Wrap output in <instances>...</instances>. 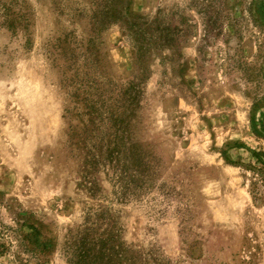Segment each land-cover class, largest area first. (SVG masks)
Returning a JSON list of instances; mask_svg holds the SVG:
<instances>
[{"label": "rangeland", "instance_id": "374dc122", "mask_svg": "<svg viewBox=\"0 0 264 264\" xmlns=\"http://www.w3.org/2000/svg\"><path fill=\"white\" fill-rule=\"evenodd\" d=\"M88 1L0 0V8L11 4L28 21L15 33L0 26V222L10 224L15 209L34 210L58 244L97 200L78 183L76 162L63 146V96L42 52L64 33L84 36L88 16L74 9L86 10ZM128 1L140 15L174 11L181 31L174 48L147 59L141 75L119 23L100 33L109 75L142 81L139 140L160 159L156 181L176 191L163 215L155 210L161 196L154 190L140 202L114 203L124 239L137 248L158 247L174 264H264V202L253 198L249 174L238 164L253 161L252 150H264V45L256 61L259 84L247 85L227 69L226 23L205 39L189 0ZM255 3L257 25L245 28L239 41L247 60H256L264 30V0ZM101 185L111 196L107 183ZM65 263L59 249L43 262ZM0 264H12L10 256L0 253Z\"/></svg>", "mask_w": 264, "mask_h": 264}, {"label": "trees", "instance_id": "16d2710c", "mask_svg": "<svg viewBox=\"0 0 264 264\" xmlns=\"http://www.w3.org/2000/svg\"><path fill=\"white\" fill-rule=\"evenodd\" d=\"M189 1L201 16L205 39L220 33L224 23L229 26L223 29L227 69L238 71L247 85L257 87L262 72L256 61L263 56L260 47L264 45V30L260 31L263 36L257 44L256 60H247L239 47L242 31L257 25L256 0ZM128 2L89 0L86 10L74 9L75 14L88 16L84 36L71 31L44 44L42 54L56 71L64 101L63 146L76 162L78 183L97 202L85 207L80 221L67 229L59 244L46 234L41 213L21 208L10 211L11 223L0 222V253L8 254L12 264H43L55 249H59L65 264H174L158 247L137 248L128 243L123 237L120 210L113 206L143 201L154 190L161 196L155 210L163 215L176 193L156 181L160 159L139 140L142 81L135 75L123 80L109 75L100 33L119 23L141 75L147 70L144 64L148 58L162 49L174 48L180 21L174 11L140 15L129 9ZM27 24L24 13L16 12L11 4L1 5V27L15 33ZM251 157L253 161L238 164L249 174L253 198L264 202V150H252ZM102 181L107 183L111 196L101 193ZM180 208L187 212L188 205Z\"/></svg>", "mask_w": 264, "mask_h": 264}]
</instances>
